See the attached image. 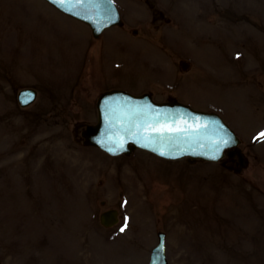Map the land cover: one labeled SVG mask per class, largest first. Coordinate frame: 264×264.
I'll list each match as a JSON object with an SVG mask.
<instances>
[{"label":"rangeland","instance_id":"1","mask_svg":"<svg viewBox=\"0 0 264 264\" xmlns=\"http://www.w3.org/2000/svg\"><path fill=\"white\" fill-rule=\"evenodd\" d=\"M114 2L123 26L94 40L43 0H0V264H147L158 232L169 264H264V0ZM109 89L219 114L248 166L84 147L74 126Z\"/></svg>","mask_w":264,"mask_h":264},{"label":"water","instance_id":"2","mask_svg":"<svg viewBox=\"0 0 264 264\" xmlns=\"http://www.w3.org/2000/svg\"><path fill=\"white\" fill-rule=\"evenodd\" d=\"M46 1L88 24L95 37L104 29L120 24L118 12L110 0ZM35 97V91L23 90L18 101L26 106ZM97 109V124L87 126L81 135L85 145L96 146L109 155L130 154L134 148H140L165 159L190 157L189 162L193 163L196 159L218 161L225 148H234L226 152L229 158H238L239 167L233 169L234 172L239 173L245 166L237 147L238 139L216 114L194 111L175 101L154 103L148 95L136 97L119 90L104 93ZM227 169L232 170L231 167ZM117 221L114 210L100 215L104 227H111ZM159 238L149 264H167L164 235L159 234Z\"/></svg>","mask_w":264,"mask_h":264},{"label":"snow or ice","instance_id":"3","mask_svg":"<svg viewBox=\"0 0 264 264\" xmlns=\"http://www.w3.org/2000/svg\"><path fill=\"white\" fill-rule=\"evenodd\" d=\"M29 99H31V97H29ZM259 135H260V136H264V132H261ZM162 154H163V153H162Z\"/></svg>","mask_w":264,"mask_h":264},{"label":"flooded vegetation","instance_id":"4","mask_svg":"<svg viewBox=\"0 0 264 264\" xmlns=\"http://www.w3.org/2000/svg\"><path fill=\"white\" fill-rule=\"evenodd\" d=\"M160 17H161V14L159 13Z\"/></svg>","mask_w":264,"mask_h":264},{"label":"bare ground","instance_id":"5","mask_svg":"<svg viewBox=\"0 0 264 264\" xmlns=\"http://www.w3.org/2000/svg\"><path fill=\"white\" fill-rule=\"evenodd\" d=\"M25 217H27V216H25ZM21 219V218H20Z\"/></svg>","mask_w":264,"mask_h":264}]
</instances>
